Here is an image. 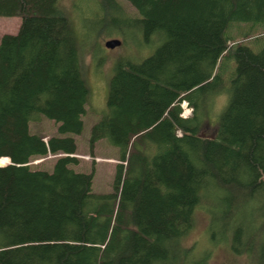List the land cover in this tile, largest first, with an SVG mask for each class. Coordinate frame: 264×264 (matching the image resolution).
<instances>
[{
	"label": "trees",
	"instance_id": "16d2710c",
	"mask_svg": "<svg viewBox=\"0 0 264 264\" xmlns=\"http://www.w3.org/2000/svg\"><path fill=\"white\" fill-rule=\"evenodd\" d=\"M127 1L159 45L114 64L88 145L106 139L124 164L99 194L92 171L70 166L89 87L67 13L60 0H0V16L21 17L0 37V264H206L207 252L182 244L199 205L211 242L264 264V45L253 52L226 35L232 22L264 28V0ZM43 117L57 135L30 132ZM206 120L215 128L201 136ZM57 153L51 170L29 164Z\"/></svg>",
	"mask_w": 264,
	"mask_h": 264
},
{
	"label": "rangeland",
	"instance_id": "374dc122",
	"mask_svg": "<svg viewBox=\"0 0 264 264\" xmlns=\"http://www.w3.org/2000/svg\"><path fill=\"white\" fill-rule=\"evenodd\" d=\"M128 15L115 14L111 10L105 12V4L98 0H60L61 7L67 13L77 41V49L83 64L84 79L89 87V97L82 116L83 128L80 134L72 135L76 141V153L71 154L78 161L70 166L76 171L93 172L91 191L93 193H110L113 177L119 159V151L110 145L106 139L99 140L90 150L88 138L92 125L97 122L107 107L109 80L114 64L118 61L139 63L151 56L158 47V41L145 40L138 26L132 24L131 18L138 15L135 8L127 0H116ZM21 23V17L0 16V37L5 34H15ZM226 35L231 41L240 42L253 52H258L264 45V28L251 26L247 22H232L226 29ZM116 38L121 41L114 48L105 47V42ZM225 77L235 67L234 58L223 62ZM226 97L219 96L214 107L220 109ZM215 124L206 120L199 128L200 132L210 134ZM32 133L43 135L44 139L57 135V124L46 117L29 123ZM63 153L49 154L30 161L33 169L51 170L55 160ZM4 163H8L4 160ZM182 244L193 247L195 256L207 252L206 264H257L254 258L233 253L225 242H211L209 234V214L199 205L194 211L193 224L184 236ZM193 256V255H192Z\"/></svg>",
	"mask_w": 264,
	"mask_h": 264
},
{
	"label": "water",
	"instance_id": "95a60500",
	"mask_svg": "<svg viewBox=\"0 0 264 264\" xmlns=\"http://www.w3.org/2000/svg\"><path fill=\"white\" fill-rule=\"evenodd\" d=\"M121 41L119 39L116 38H112L109 39L105 42V47L107 48H114L118 45H120ZM201 136H205L204 134H201ZM211 138H213V135H210ZM1 159V158H0ZM5 165V163L3 161H0V166Z\"/></svg>",
	"mask_w": 264,
	"mask_h": 264
},
{
	"label": "built area",
	"instance_id": "2783aa9c",
	"mask_svg": "<svg viewBox=\"0 0 264 264\" xmlns=\"http://www.w3.org/2000/svg\"><path fill=\"white\" fill-rule=\"evenodd\" d=\"M181 107H182V113H181V115L183 117H185V116H187V115L190 114L191 109H190V107H188V103L185 100L182 101ZM5 160L7 162H9V160L7 158H5Z\"/></svg>",
	"mask_w": 264,
	"mask_h": 264
},
{
	"label": "bare ground",
	"instance_id": "6f19581e",
	"mask_svg": "<svg viewBox=\"0 0 264 264\" xmlns=\"http://www.w3.org/2000/svg\"><path fill=\"white\" fill-rule=\"evenodd\" d=\"M8 159V158H7ZM9 160V159H8Z\"/></svg>",
	"mask_w": 264,
	"mask_h": 264
}]
</instances>
